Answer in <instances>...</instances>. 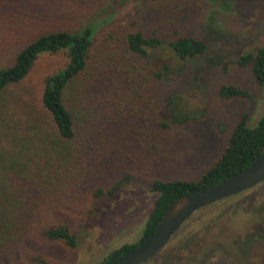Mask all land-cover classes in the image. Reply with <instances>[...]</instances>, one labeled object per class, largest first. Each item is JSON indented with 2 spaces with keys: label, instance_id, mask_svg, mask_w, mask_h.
<instances>
[{
  "label": "rangeland",
  "instance_id": "rangeland-1",
  "mask_svg": "<svg viewBox=\"0 0 264 264\" xmlns=\"http://www.w3.org/2000/svg\"><path fill=\"white\" fill-rule=\"evenodd\" d=\"M94 24L105 27L97 34L89 68L66 92L79 135L93 115L97 76L110 69L108 64L115 65L117 37L132 24L166 44L182 36L207 44L204 56L186 62L167 46L149 50L157 71L170 67L161 99L166 117L173 97L200 119L175 132L181 140L163 161L153 163L137 159V148L131 159L108 160L84 155L78 143L69 145V153L65 146L66 157L48 154L40 142L29 160L14 162L10 135L0 127V264H102L116 249L140 241L154 207L152 178L198 179L218 160L242 114L254 127L264 111V87L255 83L251 71L222 69L227 60L264 48V0H0V67L12 65L17 53L40 35ZM62 63L61 57L41 58L27 79L6 92L5 122L15 134L32 136L34 120L49 126L41 106L43 80ZM222 83L236 85L248 97L220 99ZM155 107L162 108L159 103ZM131 109L125 111L130 121L137 115ZM44 163L51 167L46 175L38 170ZM124 174L132 180L116 195L94 202L96 189H109ZM66 222L76 233L77 248L41 236ZM184 235L187 239L180 243L173 240ZM176 236L171 250L147 264H264V184L198 211Z\"/></svg>",
  "mask_w": 264,
  "mask_h": 264
},
{
  "label": "trees",
  "instance_id": "trees-1",
  "mask_svg": "<svg viewBox=\"0 0 264 264\" xmlns=\"http://www.w3.org/2000/svg\"><path fill=\"white\" fill-rule=\"evenodd\" d=\"M103 27L105 26L94 24L78 31L64 30L40 35L17 53L12 65L0 67V127L4 134L10 135V156H15L11 160H29L28 156L36 151L35 144L40 142L46 148L45 153L52 152L56 156L66 157L65 146L69 153V145L78 143L82 153L91 155L92 158L108 157L110 160L121 156L131 159L137 148V159L149 163L161 162L164 160L162 157L181 140L175 132L200 119L198 113L183 110L173 97L170 99L169 118L166 117L161 99L164 98L163 84L167 74L171 73L170 67L165 64L162 72L157 71L149 50L167 46L176 58L186 62L204 56L208 51L207 44L192 36H182L166 44L158 35L147 37L142 30L136 29V24H132L117 37L119 44L114 54L115 65L108 64L110 69L97 76L98 91L94 93L97 100L90 101L93 115L83 123L79 135L75 114L65 102L66 92L89 68L97 34ZM113 37L110 34L109 38ZM47 56L61 57L63 60L61 66L43 80L41 106L48 114L49 130L46 124L34 120L30 126L31 138L19 136L5 122L7 110L2 107V102L6 92L27 79L37 62ZM222 69L223 73L234 69L250 70L255 83L264 87V48L259 47L236 59H229ZM217 94L224 101L248 97L244 90L228 83L219 85ZM115 102L120 106L115 108ZM157 103L162 108H156ZM128 107H132L131 112L142 118V124H135L137 115L130 121L132 117L125 113ZM263 155L264 111L254 127L249 125V116L244 113L233 126L218 160L198 179L152 178L150 192L154 197V207L143 225L140 241L116 249L102 264L128 254L145 242L155 232L164 214L177 198L204 192L244 171ZM50 169L46 163L38 167L45 175ZM132 178L131 174H124L109 189H96L92 195L94 202L99 203L105 197L116 195ZM41 236L49 241L63 243L70 249L78 246L76 233L67 222L47 228ZM37 260L43 262L41 259Z\"/></svg>",
  "mask_w": 264,
  "mask_h": 264
},
{
  "label": "water",
  "instance_id": "water-1",
  "mask_svg": "<svg viewBox=\"0 0 264 264\" xmlns=\"http://www.w3.org/2000/svg\"><path fill=\"white\" fill-rule=\"evenodd\" d=\"M263 182L264 155L244 171L204 192L177 198L145 242L108 264H145L166 247L198 211L256 188Z\"/></svg>",
  "mask_w": 264,
  "mask_h": 264
},
{
  "label": "flooded vegetation",
  "instance_id": "flooded-vegetation-1",
  "mask_svg": "<svg viewBox=\"0 0 264 264\" xmlns=\"http://www.w3.org/2000/svg\"><path fill=\"white\" fill-rule=\"evenodd\" d=\"M246 193V192H245ZM244 194V193H243ZM241 194V195H243ZM239 195V196H241ZM233 198V197H232ZM191 235V234H190ZM189 235V236H190ZM177 238L178 243L182 242V240L184 241L185 239H187V236H176L173 240H175ZM173 240H171L169 243H171ZM166 245V247H164L158 254H156L152 259H150L148 262H150L151 260H155L156 258L160 257L163 253H165V251L171 250L170 246ZM148 262H146L145 264H147Z\"/></svg>",
  "mask_w": 264,
  "mask_h": 264
}]
</instances>
